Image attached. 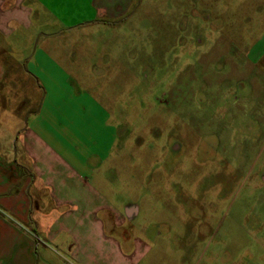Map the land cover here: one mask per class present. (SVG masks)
I'll list each match as a JSON object with an SVG mask.
<instances>
[{
    "label": "rangeland",
    "instance_id": "374dc122",
    "mask_svg": "<svg viewBox=\"0 0 264 264\" xmlns=\"http://www.w3.org/2000/svg\"><path fill=\"white\" fill-rule=\"evenodd\" d=\"M263 38L264 0H132L21 58L76 76L48 81L44 107L69 101L77 132L103 138L100 183L139 208L140 264H264Z\"/></svg>",
    "mask_w": 264,
    "mask_h": 264
},
{
    "label": "crops",
    "instance_id": "0c3cea01",
    "mask_svg": "<svg viewBox=\"0 0 264 264\" xmlns=\"http://www.w3.org/2000/svg\"><path fill=\"white\" fill-rule=\"evenodd\" d=\"M131 1L0 0V264H140L149 253L126 230L133 228L138 206L121 191L106 194L100 183L110 159L103 138L88 137L89 120H81L77 132L69 101L49 100L44 107L53 95L48 81L76 76L39 68L33 73L24 66L32 56L21 60L40 38L104 17L119 19ZM76 92L69 89L70 96ZM59 105L68 112L62 115ZM123 158L115 152L112 163L119 167Z\"/></svg>",
    "mask_w": 264,
    "mask_h": 264
}]
</instances>
